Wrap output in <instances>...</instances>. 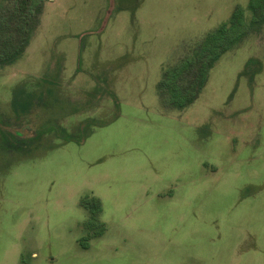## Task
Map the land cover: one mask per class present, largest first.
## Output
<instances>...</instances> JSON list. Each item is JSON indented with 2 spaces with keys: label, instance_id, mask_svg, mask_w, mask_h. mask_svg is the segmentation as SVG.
I'll return each mask as SVG.
<instances>
[{
  "label": "rangeland",
  "instance_id": "374dc122",
  "mask_svg": "<svg viewBox=\"0 0 264 264\" xmlns=\"http://www.w3.org/2000/svg\"><path fill=\"white\" fill-rule=\"evenodd\" d=\"M40 1L0 68V264H264V24L186 109L158 90L249 0ZM21 85L52 96L16 116Z\"/></svg>",
  "mask_w": 264,
  "mask_h": 264
},
{
  "label": "trees",
  "instance_id": "16d2710c",
  "mask_svg": "<svg viewBox=\"0 0 264 264\" xmlns=\"http://www.w3.org/2000/svg\"><path fill=\"white\" fill-rule=\"evenodd\" d=\"M41 10L40 0H0V68L15 63L24 54ZM247 10L250 13L247 22L243 20L242 11L237 9L228 21L209 32L193 49L191 59H183L176 68L164 75L158 90L168 107L183 110L192 105L219 58L241 41L245 30L263 26L264 0H249ZM252 64L253 61H248L246 67L250 68ZM176 77H179L178 82L174 81ZM26 91V85H21L13 92L10 106L16 116L26 115L33 105H40L46 97L42 92L36 95ZM51 96L52 92L47 90L46 100L49 101ZM93 123L88 122L78 136L71 137L61 132L60 137L79 143L88 134L86 129Z\"/></svg>",
  "mask_w": 264,
  "mask_h": 264
}]
</instances>
